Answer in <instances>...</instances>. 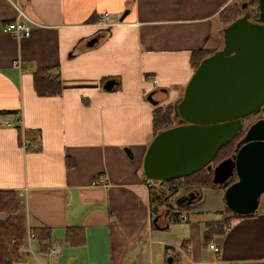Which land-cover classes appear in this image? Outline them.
<instances>
[{"label":"crops","instance_id":"0c3cea01","mask_svg":"<svg viewBox=\"0 0 264 264\" xmlns=\"http://www.w3.org/2000/svg\"><path fill=\"white\" fill-rule=\"evenodd\" d=\"M244 1L0 0V190L22 197L28 227L51 229L48 250L25 264H151L153 227L188 222L152 224L141 171L152 111L182 96L191 52L218 49L219 13ZM18 15L28 36L3 29ZM39 67L60 75V94L37 96ZM107 79L116 82L108 92ZM18 128L21 140L37 133L33 150ZM98 176L105 184L93 186ZM229 221L212 235L218 251L201 245L205 226L188 222L189 237L162 252L172 264H264V210ZM68 226L83 229V244L66 243Z\"/></svg>","mask_w":264,"mask_h":264},{"label":"water","instance_id":"95a60500","mask_svg":"<svg viewBox=\"0 0 264 264\" xmlns=\"http://www.w3.org/2000/svg\"><path fill=\"white\" fill-rule=\"evenodd\" d=\"M245 4L242 14L222 27V46L201 59L174 102L177 123L158 130L147 144L141 170L146 178L158 182L209 170L219 148L243 126L242 119L264 108V22L252 20ZM115 87L111 79L102 86L107 92ZM147 99L152 101L151 94ZM212 171L211 187L223 189L230 210L255 212L264 192V119L252 123L235 153ZM197 196L177 202L192 204Z\"/></svg>","mask_w":264,"mask_h":264},{"label":"trees","instance_id":"16d2710c","mask_svg":"<svg viewBox=\"0 0 264 264\" xmlns=\"http://www.w3.org/2000/svg\"><path fill=\"white\" fill-rule=\"evenodd\" d=\"M241 4H232L219 13V19L222 26H226L229 22H232L242 14L240 9ZM252 6L255 9V15L252 17L256 22H264V0H253ZM214 50L198 49L192 51L190 54V63L192 68L195 69L201 59L211 54ZM50 68L39 67L34 69L32 73V83L34 91L37 96H52L61 93L63 88L60 75L52 73ZM174 103H168L161 106H156L152 111V127L154 134L158 130L170 127L175 124L174 118ZM246 118V117H245ZM249 127V126H248ZM247 127V129H248ZM243 127L229 140L226 144L222 145L216 152V155L211 160L212 168L220 161L232 156L236 149V145L241 140L247 131ZM18 137L21 140V132L18 128ZM37 133L35 131L26 130L24 133V139L27 142L28 150H33V144L37 141ZM212 168L200 170L175 179L154 182L151 187L148 188L150 197V215L152 220L157 217L156 207L164 196L168 187L172 190H182L173 201L172 206L182 207L188 203L179 204V200L183 196L196 194L197 199L202 188L211 187V179L213 176ZM235 177V176H234ZM176 183V184H175ZM157 203V205H155ZM259 205V204H258ZM224 210L220 213L219 220L204 221L205 230L203 231L201 245L209 246L213 234L222 233L224 228L229 224V220L234 217L252 216L257 211L250 214H237L230 210L224 201ZM169 210V209H168ZM25 204L22 197L16 190H0V264H25L23 257L25 253L19 251V247L25 244V238L28 232L33 234V242L36 243L39 252H46L50 246L51 229L44 226L28 227L26 224ZM182 218V217H181ZM173 219L172 223L179 222L182 219ZM84 231L79 226H68L65 231L64 240L69 245L83 244ZM169 247H165L168 250ZM168 256V255H167ZM173 259V258H171ZM171 263V261L169 262Z\"/></svg>","mask_w":264,"mask_h":264},{"label":"rangeland","instance_id":"374dc122","mask_svg":"<svg viewBox=\"0 0 264 264\" xmlns=\"http://www.w3.org/2000/svg\"><path fill=\"white\" fill-rule=\"evenodd\" d=\"M246 2V9L252 11V17L254 14L255 9L252 6L253 0H247L244 1ZM244 2L241 4L240 9L243 7ZM253 19V18H252ZM255 21V20H254ZM222 35V33H221ZM222 37V36H221ZM222 46V39L220 41L219 48ZM218 48V49H219ZM259 119H264V108L260 109V111L255 112L254 114L249 115L243 120V128L244 130L247 129V127L254 123L255 121ZM176 123V122H175ZM245 135V134H244ZM23 143L27 142L24 139V136L22 138ZM235 153V151H234ZM233 155V153H232ZM231 157V156H230ZM212 166V164L210 163ZM237 177H233L229 183L233 182L236 180ZM176 184V183H175ZM178 188V187H176ZM172 190L168 187L166 189V192L164 196L161 198L159 201L158 205L156 207V212L158 213L160 217H163L164 215L166 216V222L167 221H172L173 219H180L182 218H187L188 222H195L198 224V232L200 233L202 229L204 228L205 224L203 223L204 221H209V220H214L218 218L217 211L223 207V203L221 201L222 197V188L220 189H214L212 187L209 188H202L201 192L199 194L198 199H196L192 204H187L182 207L178 206H172V203L174 199L181 194L182 190L180 189L177 191V189ZM169 209V210H168ZM258 209L264 210V193L260 195L259 198V205ZM181 218V219H182ZM165 222V223H166ZM187 223H180L179 225H171L169 229H164V230H159L156 225L153 227V238L156 241L154 245H152V257H153V263L151 264H156L154 260L160 259L163 264H172L169 263V258H171V255L166 256V254H163V249H164V243H169L172 245H177L181 243V241L187 237H189V224ZM159 223V222H158ZM164 222L159 223V225H163ZM200 224V225H199ZM32 234L31 232H28L25 238V244L21 245L19 247V251L21 253H25L26 256L23 257L24 261H28V259H32V254L33 252L38 255V248L36 246V243L32 242L30 243L29 241L33 240V237L30 235ZM40 258L41 255H39ZM35 264H38L39 262L33 259ZM141 264H150V262H145L142 261Z\"/></svg>","mask_w":264,"mask_h":264},{"label":"built area","instance_id":"2783aa9c","mask_svg":"<svg viewBox=\"0 0 264 264\" xmlns=\"http://www.w3.org/2000/svg\"><path fill=\"white\" fill-rule=\"evenodd\" d=\"M19 15H22V13L20 12ZM15 17V19L11 22H8L7 24H5L3 26L4 31L6 32H11L13 34H15L17 37H21V36H28L30 34V26L27 24V22L25 20H22V16ZM109 14L108 12L102 13L101 14V18L99 20V24L100 26H108L109 25ZM18 61L14 62V66H18ZM26 145V143H23ZM155 181L151 180L149 178L144 179V184L147 186V188L151 187L153 185ZM91 184L93 186H98V185H104L105 184V180L101 177H96L92 180ZM33 237V234H30ZM209 248H212L214 251H218V248L216 246H214L213 244L209 245Z\"/></svg>","mask_w":264,"mask_h":264},{"label":"flooded vegetation","instance_id":"af4514ba","mask_svg":"<svg viewBox=\"0 0 264 264\" xmlns=\"http://www.w3.org/2000/svg\"><path fill=\"white\" fill-rule=\"evenodd\" d=\"M253 20V19H252ZM260 111V110H259ZM248 117V116H247ZM245 119V117L242 119V125H243V120ZM179 120V118H175V122L177 123V121ZM251 125V124H250ZM249 125V126H250ZM242 140V139H241ZM212 167V166H211ZM264 193V192H263ZM260 198V197H259Z\"/></svg>","mask_w":264,"mask_h":264}]
</instances>
